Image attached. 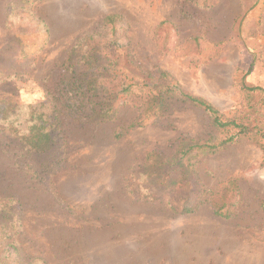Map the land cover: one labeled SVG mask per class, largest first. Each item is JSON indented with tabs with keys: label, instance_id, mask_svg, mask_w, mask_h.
I'll use <instances>...</instances> for the list:
<instances>
[{
	"label": "rangeland",
	"instance_id": "1",
	"mask_svg": "<svg viewBox=\"0 0 264 264\" xmlns=\"http://www.w3.org/2000/svg\"><path fill=\"white\" fill-rule=\"evenodd\" d=\"M112 13L120 70H164L225 118L264 130L263 93L239 87L250 70L246 81L264 88V0H0V99L20 104L14 124L43 102L67 51ZM103 83L119 90L117 77ZM134 116L127 104L109 123L66 121L33 152L0 134V222L13 264H264L263 150L240 137L181 155V143L216 136L208 115L184 102L115 137ZM211 191L232 203L229 216L214 213Z\"/></svg>",
	"mask_w": 264,
	"mask_h": 264
},
{
	"label": "trees",
	"instance_id": "2",
	"mask_svg": "<svg viewBox=\"0 0 264 264\" xmlns=\"http://www.w3.org/2000/svg\"><path fill=\"white\" fill-rule=\"evenodd\" d=\"M120 20L118 14H107L103 17L104 25L100 31L83 35L66 53L60 62V71L53 87L46 88L47 95L40 104L26 106L28 117L20 121V104L17 102H3L0 115V134L17 136L21 140L22 149L33 152L34 149H44L52 139L49 128H61L64 122L74 124H102L114 121L119 109L130 104L135 111L134 118L126 124L121 131L116 132L115 137L123 134V130L132 127H141L153 124L166 110L171 102H184L198 107L209 118V124L213 127L214 141L194 143L183 147L181 143L178 152L196 147L204 151L215 152L224 148L225 144L235 141L240 137H247L264 152V130L257 123L237 118H225L213 105L206 100L185 92L171 75L160 69L153 71L136 65L139 73L127 74L117 67L118 55L115 54L119 45L116 39V23ZM21 38V35H19ZM243 73L239 79V87L242 93H263L262 105L264 107V88L246 81ZM113 77L119 78V90L116 92L106 89L104 81ZM133 87L141 89V94L136 99L127 100ZM39 106L46 107L47 111H40ZM21 107V106H20ZM21 109V108H20ZM21 125L25 128H21ZM219 135L220 137H217ZM218 139V141H216ZM264 163V158H263ZM215 214L229 216L231 204H224L218 200L217 192H209L206 198ZM4 203H0L2 205ZM198 202L185 203L182 212L194 211ZM9 223L0 222V264H13L16 248L7 242L6 230ZM19 261V260H18ZM19 264V263H16Z\"/></svg>",
	"mask_w": 264,
	"mask_h": 264
}]
</instances>
